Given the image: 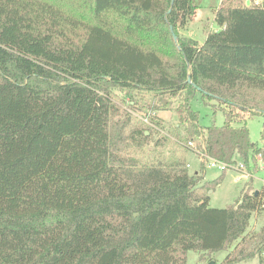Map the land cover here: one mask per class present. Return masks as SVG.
<instances>
[{
  "label": "trees",
  "instance_id": "1",
  "mask_svg": "<svg viewBox=\"0 0 264 264\" xmlns=\"http://www.w3.org/2000/svg\"><path fill=\"white\" fill-rule=\"evenodd\" d=\"M171 2L0 0V264H189L190 251L264 264V226L248 231L264 184L211 208L186 147L264 162L240 117L264 116V4H221L199 44L180 33L196 0ZM115 91L175 99L186 145L150 139ZM194 100L223 124L201 127Z\"/></svg>",
  "mask_w": 264,
  "mask_h": 264
},
{
  "label": "rangeland",
  "instance_id": "2",
  "mask_svg": "<svg viewBox=\"0 0 264 264\" xmlns=\"http://www.w3.org/2000/svg\"><path fill=\"white\" fill-rule=\"evenodd\" d=\"M248 0H243L246 2ZM198 6L195 17L185 29L181 30V35L189 37L199 44L204 43L206 36L209 32L218 30V27L214 21V12L221 4L236 5L237 0H196ZM198 98V97H197ZM114 99L119 104L121 111L128 113L132 118L137 121H141L145 125H149L152 130L150 139H156L160 136H167L171 142H178L173 137L169 136V132L177 131L180 135L176 136L181 141L184 147L186 142L182 139L184 132L179 129L176 130L179 122V114L177 113L176 107L178 103L175 99H171L168 102H158V99L152 98L149 94H145L143 101L140 100L136 106L130 105L129 99L119 91H115ZM198 100V99H197ZM153 103L152 106H146L147 103ZM146 102V104H145ZM167 102V103H165ZM150 107L151 109H148ZM192 108L199 114V125L201 127H208L214 124L215 126H221L224 122V116L220 109L213 111L209 106L199 103L194 100ZM156 115L160 126L150 123L149 118ZM243 120L246 119L247 128L249 131V141L254 144L257 148L262 149L264 154V116L250 117L248 114L240 116ZM242 120V119H240ZM147 134L149 132L147 131ZM202 137L200 138L201 142ZM196 141V142H195ZM193 141L196 144L199 139ZM173 144V143H172ZM178 145V143H175ZM150 146L152 143L149 144ZM173 147V145H171ZM181 146V147H182ZM188 150L190 149L187 145ZM171 148L168 146L165 148L166 154L168 155ZM188 172L194 174L199 173L202 176L203 183L211 184V189L207 192L209 196V206L211 208H225L228 205L235 203L240 199L242 191L247 190L251 187L254 191L261 188L264 183V162L262 155L256 157V165L258 169L254 171V163L249 157L248 164L238 160L235 166L226 169L221 172L217 169L210 168L206 163L201 164V160L189 150L187 153ZM242 163L243 169L238 170L237 166ZM201 181V180H200ZM200 185V184H199ZM251 190V192H253ZM264 226V211L255 214L249 224L248 231L251 234L258 233ZM227 252L221 251L211 255H206L204 260H199V255L195 252H188L187 261L189 264H222ZM238 264H260L259 258H255L243 261Z\"/></svg>",
  "mask_w": 264,
  "mask_h": 264
},
{
  "label": "built area",
  "instance_id": "3",
  "mask_svg": "<svg viewBox=\"0 0 264 264\" xmlns=\"http://www.w3.org/2000/svg\"><path fill=\"white\" fill-rule=\"evenodd\" d=\"M264 0H248L249 2V5L250 4H254V5H263ZM187 146L192 150V152L197 156V158H199L201 160V163L204 164L206 163V165H208L210 168H213V169H217L221 172H224L226 169L235 166V165H227L225 163H222L216 159H212V158H209L207 156V154L205 153L204 151V148L202 146V149H198V147H196V144H194V142L190 141ZM237 169L238 170H242L243 169V165L242 164H239L237 166Z\"/></svg>",
  "mask_w": 264,
  "mask_h": 264
},
{
  "label": "water",
  "instance_id": "4",
  "mask_svg": "<svg viewBox=\"0 0 264 264\" xmlns=\"http://www.w3.org/2000/svg\"><path fill=\"white\" fill-rule=\"evenodd\" d=\"M173 4V0H172V2H171V5ZM246 6H249V2L247 1L246 2ZM173 39L176 41V36L173 34ZM188 81H190V78H188ZM257 191H255V193H256ZM210 264H212V263H210Z\"/></svg>",
  "mask_w": 264,
  "mask_h": 264
},
{
  "label": "crops",
  "instance_id": "5",
  "mask_svg": "<svg viewBox=\"0 0 264 264\" xmlns=\"http://www.w3.org/2000/svg\"><path fill=\"white\" fill-rule=\"evenodd\" d=\"M194 174H197L199 177H201V181H199V184L202 185L203 184L202 176L199 173H197V172H194ZM190 175H192V174H190Z\"/></svg>",
  "mask_w": 264,
  "mask_h": 264
}]
</instances>
